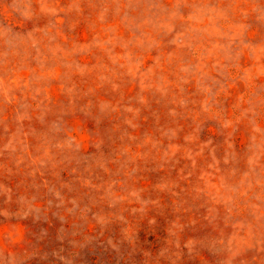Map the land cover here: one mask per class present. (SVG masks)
I'll return each instance as SVG.
<instances>
[{
    "label": "rangeland",
    "instance_id": "obj_1",
    "mask_svg": "<svg viewBox=\"0 0 264 264\" xmlns=\"http://www.w3.org/2000/svg\"><path fill=\"white\" fill-rule=\"evenodd\" d=\"M0 264H264V0H0Z\"/></svg>",
    "mask_w": 264,
    "mask_h": 264
}]
</instances>
